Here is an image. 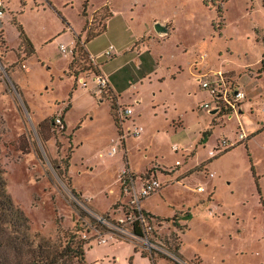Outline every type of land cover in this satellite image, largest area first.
Returning <instances> with one entry per match:
<instances>
[{
	"label": "rangeland",
	"instance_id": "rangeland-1",
	"mask_svg": "<svg viewBox=\"0 0 264 264\" xmlns=\"http://www.w3.org/2000/svg\"><path fill=\"white\" fill-rule=\"evenodd\" d=\"M109 9L115 14L111 29L87 43L103 73L109 76L129 62L126 70L134 76L139 59L131 56L135 41L143 43L141 39H147L146 49L158 63L157 76L140 85L137 99L132 92L123 97L122 105L133 111L125 119V129H143L139 138H128L126 147L119 140L112 101L101 102L93 78L84 84L69 72L74 40L80 36L86 41L90 32L100 31ZM166 21L172 33L157 38L156 24ZM19 26L35 52L29 60L21 49ZM260 30L264 36L262 0H207V4L202 0H4L0 8V171L5 175L0 177V211L3 194H10L28 219L33 247L29 249L35 250L42 240L60 238L64 243L80 226L90 239L95 237L92 228L108 239L105 244L93 239L85 246L87 264H151L143 253L153 256L156 264H202L201 259L204 264H264L262 195L253 180L245 143L211 160L208 175L200 164L210 160L209 151L220 133L205 145L199 135L210 120L209 110L201 105L214 106L209 91L201 89L207 80L200 77L201 67L219 68L227 60L237 64L247 56L255 60L262 46L261 39L255 40ZM61 45L68 54L60 51ZM111 45L121 55L114 60L103 58ZM58 114L64 118V132L54 126ZM215 120L216 127L230 124L229 136L238 142L235 121L225 116ZM115 146L117 152L111 155ZM174 147L180 150L176 153ZM190 151L196 154L188 159ZM127 162L136 174L135 192H141L142 179L150 169L156 170L162 185L141 202L156 231L150 247L114 237L109 227L93 222V218L109 217L113 227V222L124 218L118 208L133 198L121 194L120 175ZM190 169L194 170L188 177ZM170 170V175L164 173ZM199 186L206 191L199 193ZM210 208L219 212L213 216ZM9 219L15 220L0 217L4 229L0 243L15 235L13 225L6 224ZM178 243L187 260L176 257ZM196 255L201 259H194ZM29 260L30 253L17 259L14 248L0 245V264Z\"/></svg>",
	"mask_w": 264,
	"mask_h": 264
},
{
	"label": "crops",
	"instance_id": "crops-1",
	"mask_svg": "<svg viewBox=\"0 0 264 264\" xmlns=\"http://www.w3.org/2000/svg\"><path fill=\"white\" fill-rule=\"evenodd\" d=\"M105 7H107V6L104 5L100 9L94 10V13L96 14L102 8H105ZM109 10H110L111 17L106 22L107 29H106L105 33H107V31H109L111 29L112 23L115 20V14L112 13L111 9H109ZM157 24H161L162 27H164L165 30L167 31L166 33H162V34L157 33L155 31L156 34L158 35L157 38L158 37L159 38H166L172 33V28L170 27V25H171L170 22L166 21L164 23H157ZM148 39H149V41H151L150 36ZM260 39H261L262 46H261L259 55L256 57L255 60H251L250 56H247V57H245V59L243 61L238 62L237 64H236V62H231L230 60H227L226 62L222 61L219 68L201 67L199 74H200V77L207 78V80L203 81L204 83H209V84H212L213 86H218L221 91H224L225 86L223 85V83L221 84V81H219V79L216 76V73L224 72L227 76L229 75V78L231 79L230 80L231 83L228 82L229 87H232V89L234 90L235 93L236 92H243L246 95V100H244L242 103V108L239 111V115L233 116L231 119H228V120H230V122L235 121L237 124V128H238V133L236 134L237 139H238L237 143H242V142H239V135L242 132H245L248 135V139L245 142V146H246L248 152L250 153L251 171H252V175H253V180L255 182L256 187L259 189V193L262 195L261 201H262L263 208H264V108H263V104H264V61H263L264 60V36H263L262 30L257 31V36L255 37V40L257 41V43H260L259 42ZM81 40L83 41L82 38H81ZM141 40H143V43H141L140 41H135L136 42V45L134 46L135 49L132 52V56H131L132 59L134 57L139 59V65L136 68V74L134 76H132L131 74L128 73L129 70H126V67L129 68V66H130L129 62H126L124 64V66L117 68V70L113 71L111 74H109V76H107L105 73H103L102 66H101V72L108 79L110 89L116 95L117 104L120 106H123L122 105L123 97H125L130 92H132V94H133L132 95L133 99H137L136 96H138V94L140 95V93H141V91L139 90L140 85L142 84V86H143L144 85L143 83L146 82L147 79L148 80L152 79L154 77V75L157 76V74H158V71L154 68L155 64L157 65L158 63L153 58L149 49H146V46H145L147 44V39H141ZM161 40H163V39H161ZM75 41H76V39L74 40V43H75ZM21 49H22V47H21ZM115 49L116 50L114 52L112 60L117 59L121 56V55H118L116 47H115ZM125 50H126V48L123 49V51H125ZM87 51L90 54L88 49H87ZM18 52H20V51H18ZM21 54H24V53L21 52ZM126 54L127 53H123V56H126ZM18 56L19 55L16 54L17 59H18ZM23 58H24V56H23ZM31 58H27V59L29 60ZM70 63H71V61L69 62V66H70ZM132 65L134 67L133 62H132ZM125 70L127 72L123 73ZM201 73H204L203 76H201ZM84 79H85V77H80L77 80H80V82H82V81H84ZM87 79H90V78H87ZM87 79H85V81ZM134 80H135V84H132V82ZM211 97H213V96L211 95ZM217 98H219V97H217ZM102 101L104 102V100H102ZM136 103L140 104V101H136ZM204 104H207V103H204ZM208 104H209V102H208ZM210 106H211V108L209 110V115H210L211 111L214 110L215 105L212 106L210 104ZM210 116H212V115H210ZM58 117L62 118L64 128L66 130V126H65L63 116L58 114ZM218 125H219V123H218ZM218 125L213 124V120L210 118V120L207 122V127L202 128L199 132V135H201V138H200L201 144L205 145L207 143L208 139L215 136V134H217V132H219L220 134L218 137H216V141H215V145H214L215 147H217L218 144H221L222 143L221 141L224 139L227 141H230V142L236 141V139H234V137L232 138L231 136H229L230 124L225 123V124L220 125L222 127H216ZM40 127H41V124H40ZM218 128H220L219 131H216ZM124 129H125V127H124ZM125 130H127V129H125ZM208 131H211L212 134L207 139L206 143H203L202 139H204V133L208 132ZM232 139H234V140H232ZM126 144H127V141H126L124 147H126ZM215 147H214V149H215ZM195 154H196L195 152H191V151L188 152V159L193 158V156ZM211 160H213V159L210 158L209 161L206 160L205 162H202L200 164V166H203V165L205 166L204 167L205 173L209 172V171H207V166L210 165ZM127 164L129 165L130 170H132L129 162H127ZM192 170H194V169L188 170V177L192 175L190 173ZM208 175H209V173H208ZM210 176H211V174H210ZM199 188H202V187L199 186ZM199 193H201V192H199ZM210 197H211V194L209 195V200H211ZM212 209L213 208L209 209V213L211 212ZM212 211H213V216H214V215H216L217 212H219V209H218V211H217V209L215 211L214 210H212ZM181 251L182 250L180 248V251H179L180 257L186 259ZM195 258H200V257H197V255H196L194 257V259ZM143 259H148V258L143 257ZM201 261H202V264H204V261L202 259H201Z\"/></svg>",
	"mask_w": 264,
	"mask_h": 264
},
{
	"label": "trees",
	"instance_id": "trees-1",
	"mask_svg": "<svg viewBox=\"0 0 264 264\" xmlns=\"http://www.w3.org/2000/svg\"><path fill=\"white\" fill-rule=\"evenodd\" d=\"M202 1H204V3L207 4V0H202ZM262 4L264 7V0H262ZM85 8H87V5L84 6V9ZM219 12H220L219 14L221 15L222 14L221 13L222 12L221 7L219 8ZM110 17H111V15L107 14L106 19L108 20ZM107 20H106V22H107ZM106 29H107L106 24H104L100 31L92 32V33L90 32L87 35V39H86L85 44L81 43L82 42L81 37L76 39V41L74 43L75 48H74L73 52L71 53V63L69 66L70 75L75 76L76 79H79L80 77H85V79H87V78H90L93 76H98V74L101 72V66H94L89 61V55L90 54L88 53L86 46H87V43H89L91 40H93V39L99 37L100 35H102L103 33H105ZM19 31L21 34L20 38L22 41L21 47L23 48V50L26 54V57L31 58L35 55L33 46L31 44L30 40L28 39V37L26 36V34L24 33L23 28L21 26H19ZM2 44H3V42H2ZM1 59H2V57L0 56V60ZM7 71L9 72L8 69H7ZM10 74H11V72H10ZM226 78H227V82L231 83V81H230L231 79L229 78V75ZM201 88H202V85H201ZM202 89L206 90L204 88H202ZM231 91H233V90H231ZM103 93L104 94L102 96V99L104 101H106V100L112 101V104H113L112 105V112L114 115L115 123L117 125L118 130H119L118 136H120L122 134V128L120 126L121 121L117 117V107H118L117 97L111 89L106 90ZM212 100H213V102H215L216 101L215 97L214 98L212 97ZM210 118L212 120H215L218 117L210 116ZM55 119H54V126L58 129V131L64 132L65 128L64 127L61 128L60 126H57L55 124ZM216 125H218V124H216ZM43 126H44V123H41V128ZM211 134H212L211 131L205 132L204 133V139H202V142L206 143L207 139L211 136ZM242 143H245V142H242ZM122 145L124 147L125 143H123ZM237 146H239V145L236 144V146H234L230 149H227L223 153L219 154L215 159H218V158H220V156H223V155L227 154L228 152L235 150ZM126 169H130L128 164L126 166ZM164 173L170 175L171 170L165 171ZM4 175H5V172L3 171V173H2L0 171V177L2 178ZM156 175H157L156 170L150 169V170H147L146 175L143 179H149L151 176L156 178ZM135 179H136L135 173L130 172V174L125 179L120 180L121 181V187L120 188H121V194L122 195L132 196L131 181H134ZM1 184L4 185V182H2ZM3 197H4V201L1 203L3 208L1 207L2 211H0V217H5V216L14 217V219H15L14 222H12V219L11 220L9 219L6 222V224H10V226L13 225L15 235L12 237H8L7 239H5L3 241L5 243H0V245L3 246V244H4V246L7 248L8 247L9 248L12 247V249L14 248V250H16V258L17 259L21 258V256H23L27 252V253H30V260H29V262H27V264H67L68 261H73V262H76L77 264H87L86 260H85V253H86L85 252V246L86 245L90 246L91 241L95 238L89 239V240L84 239V238H83L84 240L80 239L81 236L83 235L81 232L82 231L81 228L79 229L80 226L77 228L79 230V232L75 233V235H69L64 243L61 241L60 238H58L57 241H55L53 239L42 240L39 243L38 247L34 250V249H32L33 247L30 245V240H29V230L30 229H29V225H28V219L24 215V212L22 211L21 207L15 203L13 197L10 194L4 193ZM132 201H133V199L127 205H124V204L121 205L122 206L121 209L118 208V205H117V207L115 206V208H118V211H121L123 213V217H127L130 214H134L135 217H137L136 207L134 204H132ZM143 212H145V211L143 210ZM189 217H190V215L188 214L187 219ZM104 218L106 220L109 219V217H104ZM1 221H2V223H5L4 220L1 219ZM93 222L96 223L98 226H100V224H98L97 220L94 218H93ZM1 225H0V232L4 230V229H1L3 227ZM13 227H11V229ZM133 228H134V234L137 237H144L143 230L139 226V223L135 222L133 225ZM84 233L88 234L89 232L85 231ZM84 235H86V234H84ZM53 241H55V242H53ZM30 246L32 247L31 249H29ZM180 248H181V244L178 243V245L175 247V250H174L176 257H178V258H181L180 254H179ZM142 256L144 258H149L151 264H156V259L153 256L148 257L144 253Z\"/></svg>",
	"mask_w": 264,
	"mask_h": 264
},
{
	"label": "built area",
	"instance_id": "built-area-1",
	"mask_svg": "<svg viewBox=\"0 0 264 264\" xmlns=\"http://www.w3.org/2000/svg\"><path fill=\"white\" fill-rule=\"evenodd\" d=\"M4 5V0H0V8H2ZM86 41H82V44H85ZM74 45V43H73ZM75 48V45L73 47V50ZM72 50V52H73ZM115 47L113 45H111L110 47H108L105 52H104V56L103 58H112L115 52ZM60 51L63 54H68V49L65 45H61L60 46ZM71 52V53H72ZM89 61L94 65V66H101L99 64V60L93 56V55H89ZM264 61V60H263ZM217 78L219 79V81H221V84L223 83V85L225 86L224 91H221L219 89L218 86H213L212 84L209 83H202V88L206 89L207 91H209V93L215 97L216 101L214 102V110L215 109H220V112L215 115L216 117H227L228 119H231L233 116H238L239 115V111L242 108V103L244 100H246V95L243 92H234V90L229 87V84L227 82V78H226V74L224 72H218L216 73ZM94 79L96 85H97V89H98V93L100 96V99H102L103 96V92H105L106 90H110V85H109V81L108 79L105 77V75L100 72L98 74V76H93L91 77ZM84 84L86 83L85 79ZM233 90V91H231ZM219 97V98H217ZM118 105V104H117ZM211 106L210 104H204L201 106L202 110H210ZM263 108H264V104H263ZM212 112V111H211ZM133 114V111L130 107H123L118 105L117 107V117L118 119L121 121V128H122V134L119 136V140L121 145L123 143H126L128 138H139L143 132V129L141 127H134V128H129L127 130L124 129V123H125V119L129 118L131 115ZM217 118V119H218ZM219 121V120H218ZM55 124L57 126H60L61 128L64 127L63 124V120L60 117H57L55 119ZM248 139V135L245 132H242L239 135V142H246ZM221 144H218L217 147H215V149H213L212 151L209 152V156L211 159H215L219 154L223 153L224 151H226L227 149H230L234 146H236L237 143L235 142H230L227 140H222ZM123 146V145H122ZM174 152H178L180 149L178 147H174ZM117 152V147H113L112 151H111V155L115 154ZM177 165H180V163L178 162ZM130 170L129 169H125L121 175H120V180L125 179L129 174H130ZM213 176V175H211ZM135 183H136V179L134 181H131V191H132V204L135 205L136 207V211H137V217H135L134 214H130L127 217H124L122 219H120L117 223L113 222V227L111 226L112 224L110 223V221L106 220L105 218L103 220H98V224L106 227L108 229V227L110 228L109 230H111L110 232L112 233V235L114 237H117L118 235L121 237H124L126 239H133L136 241H142L143 243H145L146 245H148L149 247L152 245L150 238L151 236H154V234L156 233V231H153V223H152V217L149 216L147 213L143 212V209L141 208V202L148 198L149 196L159 192L162 189V185L160 184L157 175L156 178H154L153 176H151L149 179H143L142 180V190L140 193L135 192ZM204 188H198V192H204ZM134 194V196H133ZM102 219V218H101ZM137 222L139 223V226L142 228L143 233H144V237H137L134 234V228L133 225L134 223ZM93 232H94V238L96 240H98L100 243L105 244L108 243V239L105 237L106 235L103 234L102 232H100L97 228H92ZM84 238L89 240L90 238L87 237V235H84Z\"/></svg>",
	"mask_w": 264,
	"mask_h": 264
},
{
	"label": "water",
	"instance_id": "water-1",
	"mask_svg": "<svg viewBox=\"0 0 264 264\" xmlns=\"http://www.w3.org/2000/svg\"><path fill=\"white\" fill-rule=\"evenodd\" d=\"M155 31H156L157 33H160V34H162V33H166V32H167V31L165 30V28L162 27L161 24H157V25L155 26ZM102 100H103V99H101V102H103ZM219 112H220V109H215V110H213V111L210 113V115L215 116V115H217Z\"/></svg>",
	"mask_w": 264,
	"mask_h": 264
},
{
	"label": "flooded vegetation",
	"instance_id": "flooded-vegetation-1",
	"mask_svg": "<svg viewBox=\"0 0 264 264\" xmlns=\"http://www.w3.org/2000/svg\"><path fill=\"white\" fill-rule=\"evenodd\" d=\"M218 122V121H217Z\"/></svg>",
	"mask_w": 264,
	"mask_h": 264
}]
</instances>
